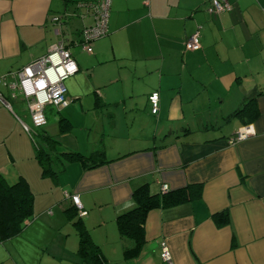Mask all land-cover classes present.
Segmentation results:
<instances>
[{
	"label": "crops",
	"instance_id": "0c3cea01",
	"mask_svg": "<svg viewBox=\"0 0 264 264\" xmlns=\"http://www.w3.org/2000/svg\"><path fill=\"white\" fill-rule=\"evenodd\" d=\"M82 1L0 0V78L60 40L78 66L64 81L67 106L47 107L33 137L23 98L0 82V174L33 193L31 218L0 241V264H88L80 231L102 264H168L162 241L172 264H264V0H226L217 14L208 0H110L108 32L90 53L78 43L93 24ZM196 31L200 47L187 50ZM243 126L253 134L230 143ZM141 186L190 196L151 209L139 253L124 258L116 217Z\"/></svg>",
	"mask_w": 264,
	"mask_h": 264
},
{
	"label": "built area",
	"instance_id": "2783aa9c",
	"mask_svg": "<svg viewBox=\"0 0 264 264\" xmlns=\"http://www.w3.org/2000/svg\"><path fill=\"white\" fill-rule=\"evenodd\" d=\"M84 7L86 13L91 14L93 24L81 29L79 37L80 47L90 53L91 44L96 39L105 36L108 32L107 22L110 0H84L77 4ZM230 9L226 0H208L206 10L210 13H221ZM67 18V14L57 15L52 18L60 22ZM199 32H194L185 42L187 50L199 49ZM78 66L69 51L65 41L54 43L49 51L36 60L26 64L11 75V79L0 78V82L13 93H19L25 102L30 118V126L25 129L30 136L37 134V129L46 124L45 110L47 107L61 109L68 104L64 81L75 74ZM151 112H158V93L152 92L148 97ZM253 134L249 126H243L229 138L230 143L240 141ZM166 190V186H162ZM72 203L78 208L80 216L86 212L81 209L78 197L71 196ZM160 257L168 264H172V257L168 245L160 242Z\"/></svg>",
	"mask_w": 264,
	"mask_h": 264
},
{
	"label": "trees",
	"instance_id": "16d2710c",
	"mask_svg": "<svg viewBox=\"0 0 264 264\" xmlns=\"http://www.w3.org/2000/svg\"><path fill=\"white\" fill-rule=\"evenodd\" d=\"M242 113H247V109L244 111L239 109L236 114L241 115ZM248 115L255 117L257 111L249 112ZM46 144L37 142L36 146L37 157L44 171H47L48 160L47 155L43 152V146ZM194 187L196 188L194 193L199 194V186ZM186 191V189H180L174 193L159 195L150 193L146 186H141L133 191V207L116 217L117 229L123 242L124 258H132L139 253L145 240L144 223L147 213L151 209L188 199L190 195ZM32 203L33 193L24 179L19 178L16 182L9 184L0 174V241L14 236L22 229L24 223L31 218ZM214 219L218 224L225 223L227 212L214 214ZM78 253L88 264H102L103 260L98 248L92 244L85 231L79 233Z\"/></svg>",
	"mask_w": 264,
	"mask_h": 264
},
{
	"label": "rangeland",
	"instance_id": "374dc122",
	"mask_svg": "<svg viewBox=\"0 0 264 264\" xmlns=\"http://www.w3.org/2000/svg\"><path fill=\"white\" fill-rule=\"evenodd\" d=\"M12 106H13V110L18 113L19 112V108H20L19 103L14 100L13 103H12ZM26 123L28 125H30V121L29 120H26ZM36 140L38 141V138H36Z\"/></svg>",
	"mask_w": 264,
	"mask_h": 264
}]
</instances>
